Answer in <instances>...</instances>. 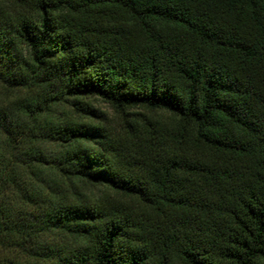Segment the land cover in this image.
I'll return each instance as SVG.
<instances>
[{
    "label": "trees",
    "instance_id": "16d2710c",
    "mask_svg": "<svg viewBox=\"0 0 264 264\" xmlns=\"http://www.w3.org/2000/svg\"><path fill=\"white\" fill-rule=\"evenodd\" d=\"M0 264H264V0H0Z\"/></svg>",
    "mask_w": 264,
    "mask_h": 264
},
{
    "label": "rangeland",
    "instance_id": "374dc122",
    "mask_svg": "<svg viewBox=\"0 0 264 264\" xmlns=\"http://www.w3.org/2000/svg\"><path fill=\"white\" fill-rule=\"evenodd\" d=\"M95 105L99 107L100 109H102L103 111L109 112L107 106L103 104L102 102H95Z\"/></svg>",
    "mask_w": 264,
    "mask_h": 264
}]
</instances>
